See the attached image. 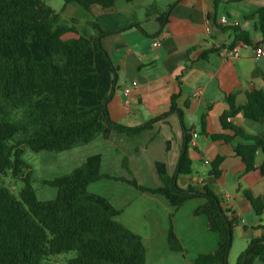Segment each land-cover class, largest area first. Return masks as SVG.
I'll return each mask as SVG.
<instances>
[{
	"label": "trees",
	"instance_id": "trees-1",
	"mask_svg": "<svg viewBox=\"0 0 264 264\" xmlns=\"http://www.w3.org/2000/svg\"><path fill=\"white\" fill-rule=\"evenodd\" d=\"M74 4L87 14L94 8L112 9L117 2L135 0H63ZM244 0H213L214 12L223 4L237 5ZM168 11L157 17L160 31L165 28ZM254 31L264 40V9L258 10ZM213 28L222 33L232 31L238 41L253 45L249 33L239 27H221L212 18ZM145 36L146 33L135 24ZM93 36L65 39L71 27L58 24V15L46 0H0V177L10 175L22 187L17 194L0 182V264H52L60 257L63 264H145L147 251L140 235L118 222L124 208L138 194L148 193L165 198L170 206L180 208L194 199L204 200L193 214L204 215L208 229L218 234L214 251L199 255L193 264H228L234 229L241 220L232 215L220 197L209 187L198 191L178 183L180 176L193 174L189 155L192 129L184 121V113L177 107L178 95L171 98L170 110L141 125L127 126L112 120L108 104L117 86L119 69L102 45V38L123 32L104 30L93 22ZM158 33V34H159ZM203 52L202 58L210 53ZM228 109L220 116L224 133L211 135L232 147L234 155L245 166V174L258 172L264 176V163L256 167L258 151L264 153V139L245 134L232 120L242 115L246 120L259 122L264 118V91L247 93V101L237 106L235 94L225 96ZM177 114L182 128V147L172 175L165 157L171 142L164 141L155 125ZM207 114L202 115L205 132ZM232 135H230V134ZM117 138L134 145L132 154L144 148L153 162L155 181L148 178L142 184L126 166L130 177L110 176L102 172L103 156L96 153L70 173L44 183L56 190L47 200L39 198L34 184V170L24 154L64 153L91 144L99 137ZM241 138L246 144L235 143ZM224 156L211 163L209 175H222ZM124 186L121 202L116 206L106 193L98 194L90 188L101 180ZM123 190V191H124ZM119 194H122V192ZM256 216L264 214V195L254 197L250 190L242 191ZM168 246L174 253L184 252L178 236L171 227ZM239 255L236 264L264 263V238L252 239Z\"/></svg>",
	"mask_w": 264,
	"mask_h": 264
},
{
	"label": "crops",
	"instance_id": "crops-1",
	"mask_svg": "<svg viewBox=\"0 0 264 264\" xmlns=\"http://www.w3.org/2000/svg\"><path fill=\"white\" fill-rule=\"evenodd\" d=\"M167 2L162 8H154L156 0L117 2L109 10L94 8L92 14H86L81 22L87 34L69 38L93 36V22L99 23L107 31L125 28L123 32L102 38L104 49L119 69L117 86L108 104L112 120L127 126L145 123L168 112L171 98L177 94V107L183 111L184 121L192 129L189 155L193 161V174L180 176L178 183L184 188L191 185L198 191H203L206 186L212 189L232 211V215L241 220L234 229L233 238L236 234L248 245L252 239L264 238V214L261 217L255 215L242 191L250 190L254 197L264 195V176L258 172L244 175L245 166L234 155L232 147L221 140L214 141L210 136L224 133L220 116L228 109L226 95L235 94L236 105L243 106L247 101V93L254 89L264 91V56H256L258 47L264 50V40L253 29L255 21L250 20L258 10L264 9V0H244L237 5L223 4L217 12H214L213 0ZM171 5L173 8L165 28L159 33L157 17L166 13ZM224 15L238 21L242 31L251 30L254 44L241 49L238 58L225 57L221 52L222 47L232 44L235 33H222L211 25L212 18L218 21ZM135 24H139L146 33L157 36H145ZM208 51L211 52L202 58L203 52ZM125 90H129V107L124 105ZM199 90L201 94L197 96ZM204 114H207L206 133H203L201 122ZM232 122L245 134L264 139V118L259 122H251L240 114ZM154 129L164 141L171 142V150L166 153L165 160L168 172L172 175L183 143L178 115H170L158 122ZM235 143L247 142L237 137ZM142 149L149 164L135 162L136 168L142 180L153 178L155 181L150 153ZM217 156L225 157L220 167L222 175L218 179L209 175L210 163ZM198 163L209 166V169L203 171ZM255 163L256 167L264 163V153L258 151ZM124 188L122 186L121 191ZM117 189L118 186L114 195H110L116 206L121 203L120 195L125 192L119 194ZM203 202L202 199H194L180 208H174L162 196L143 193L136 195L126 205L123 213L135 203L140 210L141 236L147 256L152 261L150 264H193L199 255L216 249L218 234L208 229L206 216L193 214ZM171 227L183 245L184 252L170 251L168 234Z\"/></svg>",
	"mask_w": 264,
	"mask_h": 264
},
{
	"label": "rangeland",
	"instance_id": "rangeland-1",
	"mask_svg": "<svg viewBox=\"0 0 264 264\" xmlns=\"http://www.w3.org/2000/svg\"><path fill=\"white\" fill-rule=\"evenodd\" d=\"M167 1L168 0H156L154 8L164 7V4L168 3ZM46 2L57 13L58 24L71 27L73 29L72 32L64 35L65 39L79 34H87L86 30L83 29L84 27L81 23L87 16V13H85L80 7L74 4L65 5L63 0H46ZM120 2L124 3L123 1H119V3ZM243 23L245 22H242V24ZM243 31L249 34L251 33V30L248 31L246 29H243ZM227 33L231 35L233 34L232 31H228ZM141 124L143 123L140 122L139 124H131V126H137ZM133 146L134 145L129 144L121 139L101 136L87 146L78 147L64 153H34L30 150H26L24 157L33 167V185L37 189L39 198L42 200H47L51 199L56 194V190L46 185L44 183L45 181H50L57 176L70 173L73 169L79 167L88 156L96 153H100L103 156L102 172L104 174H108L110 176H121L125 174V176L130 177L126 169L123 167L124 158L128 159V157H130L126 166L133 173L135 178L138 179V181L143 182V184L149 183L142 180V177L135 165V162L140 164L145 163L147 165L149 164V161L143 149L137 150L136 154H132L131 151ZM198 165L199 168L203 171L209 169V166H205L204 164L198 163ZM0 182L15 194H17L22 187V183L15 181L10 175L6 177H0ZM110 184H113V182L104 179L95 183L90 188V190L98 194L106 193L109 196L114 195L113 191V193H108V191L111 190L108 187L110 186ZM117 184V192L119 193L121 192V184H119V182H117ZM116 220L127 226L138 235H143V230L141 229V215L139 208H137V203H135L130 209H127L124 213L118 216ZM247 247L248 246L246 244V241L242 240L235 234L233 238L232 248L228 255V264H236L239 255L241 254V252L245 251ZM71 257L72 255L60 257L59 260H55L52 264H63L62 262H64V259H69ZM146 261L148 262V264L152 262L148 258V256H146Z\"/></svg>",
	"mask_w": 264,
	"mask_h": 264
},
{
	"label": "built area",
	"instance_id": "built-area-1",
	"mask_svg": "<svg viewBox=\"0 0 264 264\" xmlns=\"http://www.w3.org/2000/svg\"><path fill=\"white\" fill-rule=\"evenodd\" d=\"M217 24L221 27H239L240 23L236 20H231L230 18H228V16L224 15L222 16L218 21ZM211 30V27L208 28V32ZM249 45L247 43H245L244 41H238L236 43V45H234L233 47H231V45L228 46H224L221 48V52L223 54V56L225 57H229V58H238L241 49L243 48H247ZM256 56L257 57H262L264 56V50L262 47H258L256 49ZM124 96H125V101H124V105L126 107L130 106V99H129V90H125L123 92ZM201 94V91L199 90L196 95L199 96ZM206 164H208V162H206Z\"/></svg>",
	"mask_w": 264,
	"mask_h": 264
}]
</instances>
